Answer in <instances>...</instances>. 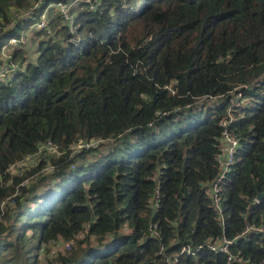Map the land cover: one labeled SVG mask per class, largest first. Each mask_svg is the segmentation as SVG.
I'll list each match as a JSON object with an SVG mask.
<instances>
[{
    "label": "trees",
    "instance_id": "1",
    "mask_svg": "<svg viewBox=\"0 0 264 264\" xmlns=\"http://www.w3.org/2000/svg\"><path fill=\"white\" fill-rule=\"evenodd\" d=\"M32 1L0 0V48ZM95 4L72 9L75 35L54 12L33 60L19 46L26 66L0 79V264H264L261 233L227 253L208 244L264 225V0ZM237 92L248 105L233 107ZM229 114L241 142L216 207L206 190ZM111 138L90 161L94 148L71 155L79 140ZM47 141L62 154L8 173ZM59 238L74 242L50 255Z\"/></svg>",
    "mask_w": 264,
    "mask_h": 264
},
{
    "label": "built area",
    "instance_id": "2",
    "mask_svg": "<svg viewBox=\"0 0 264 264\" xmlns=\"http://www.w3.org/2000/svg\"><path fill=\"white\" fill-rule=\"evenodd\" d=\"M79 2L87 4L88 9H94L96 6L94 0H33L29 6L14 11L13 19L11 23L7 26V29L13 27L16 24H23L24 22H26L27 24L22 25L15 36L10 37L1 45L0 79L8 78L17 74L23 71L24 67L26 66V62L24 63L21 60H14L13 58V52L19 46H21V43L23 41L24 31H22V29H31L35 31L42 30L46 31V33L48 34H51L52 29L49 26V21L52 14L55 12L61 18V25L66 26L68 32L72 35H75L77 25L75 23L74 13L72 12V9ZM240 95L241 94H238V96ZM233 120V116H228L227 118L221 121L222 131L219 139L217 153L215 156L218 165V174L216 175L214 180L210 182L208 187L209 194L212 195V201L216 205V207L219 204L217 193L220 191V184L223 182L227 173L230 171L232 165L235 163L236 153L240 147L241 142V137L239 136V134H237L235 131L231 130L230 127H228L229 123H231ZM101 143L102 139H91L89 141L79 140V142L72 144V146L76 145V151L73 150V152H71V155L80 152L82 148L95 149L96 147L101 145ZM43 151L56 152L57 154L60 153L56 145L52 142L47 141L44 143H40L37 145L36 152L34 154L26 156L23 160H20H25V164H23V169H25L26 167H31L33 163L36 162L38 155L45 154L40 153ZM52 168L53 167L51 166L50 170H52ZM21 170L22 169H20V171H18L16 174H19ZM10 198V196L6 197L2 201V205L4 206L5 200ZM255 202H258V200L255 199ZM124 229L125 231H129L127 227ZM251 232H258L264 235V225L246 224L243 231L234 238L228 239L224 236H221L214 243L208 244L212 251L227 253L230 245L233 244L235 239L237 240L240 238H245ZM80 236V234L77 235V237ZM52 242L55 247L53 249L49 248L50 255H55L57 252L69 250L74 241L73 239L64 240L59 238L57 240H53ZM200 247L201 246H199V248Z\"/></svg>",
    "mask_w": 264,
    "mask_h": 264
},
{
    "label": "rangeland",
    "instance_id": "3",
    "mask_svg": "<svg viewBox=\"0 0 264 264\" xmlns=\"http://www.w3.org/2000/svg\"><path fill=\"white\" fill-rule=\"evenodd\" d=\"M96 2V0H94ZM88 8V7H87ZM77 9V6L75 5L74 7V10ZM22 31H24V35H23V41L21 43V46H23V48H25V54H26V59H32L33 60V57H35V46H36V43L44 38L45 36L44 35H48V33H46V31H44V34L42 35H39L37 34V31L35 30H31V29H22ZM78 39V36L76 37H73L72 40H77ZM14 60H18V59H14ZM24 63L26 62L27 63V60H24L23 61ZM233 94V97H232V105H234L233 107L235 106H238V107H245L246 105L249 104V99L248 98H244L242 95L238 96V94H241L239 92H237L235 95L234 93ZM217 101L213 98H210L208 100H200L197 102V104L195 105L196 107H204V108H208L209 106H213L215 105ZM228 116H232L231 114H229ZM237 133V132H236ZM238 134V133H237ZM112 143H113V139H105V140H102V143L101 145H99L98 147L95 148V150H92L88 155L87 157L85 156L84 160L86 161V159L88 161H90L92 159V157H90L91 155L95 154V152H100L101 154H105L108 150H110L112 148ZM57 147V146H56ZM70 151L73 152V150L76 151V145L74 146H70ZM58 148V147H57ZM74 148V149H73ZM59 150V148H58ZM40 153H45L46 155H55V156H60V154H62L61 152L59 154H57L56 152H48V151H43V152H40ZM39 153V154H40ZM45 154H40L38 155V157H41ZM75 154V153H74ZM83 160V161H84ZM23 164H25V160L24 161H20L12 166L9 167V171L8 173L10 175H15L18 171L21 170V172L19 174H17L18 176H23L25 174V172L27 171H30L31 170V167H26L25 169H23ZM51 169V164H48L45 168H42L40 171H38L37 173H35L34 175H32L31 177L29 178H25V180L22 181L21 185H28L29 183H33V182H36V180L43 174H46L49 172V170ZM39 188L41 187V189H43V184H40L38 186ZM206 192L209 194V189L207 187V190ZM257 199V198H255ZM259 201V199H257ZM255 202V200H254ZM14 204V201L12 198L10 199H7L5 200V203H4V206H8V205H13ZM123 231L125 232V229H123ZM55 246L53 245V242H50L49 244V247L50 249H53ZM62 250H65V249H62Z\"/></svg>",
    "mask_w": 264,
    "mask_h": 264
},
{
    "label": "water",
    "instance_id": "4",
    "mask_svg": "<svg viewBox=\"0 0 264 264\" xmlns=\"http://www.w3.org/2000/svg\"><path fill=\"white\" fill-rule=\"evenodd\" d=\"M263 196H264V191L261 192V193H258L257 196H256V198H257V199H260V198H262Z\"/></svg>",
    "mask_w": 264,
    "mask_h": 264
}]
</instances>
